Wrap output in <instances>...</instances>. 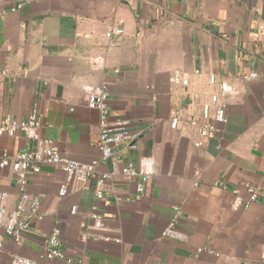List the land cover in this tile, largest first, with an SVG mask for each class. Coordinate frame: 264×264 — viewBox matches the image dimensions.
Listing matches in <instances>:
<instances>
[{"label":"crops","instance_id":"obj_1","mask_svg":"<svg viewBox=\"0 0 264 264\" xmlns=\"http://www.w3.org/2000/svg\"><path fill=\"white\" fill-rule=\"evenodd\" d=\"M110 28L123 31L113 47ZM89 57H102L104 68L93 70ZM175 72L189 75L187 87L170 83ZM250 72L258 77L240 79ZM211 76L234 87L226 124L212 140L171 129L173 113H200L215 90ZM100 85L108 87L110 119L128 121L142 136L134 150L104 163L91 144L98 114L81 90ZM34 101L42 137L70 159L99 161L98 171L110 172L150 155L153 176L141 195L117 177L102 200L94 180L58 198L63 174L43 167L29 193L44 195V218L20 245H3L0 264L15 255L37 259L55 225L71 263L50 264H264V0H0V120L23 121ZM28 148L21 135L0 138V152ZM250 186L256 199L232 209V191L247 199ZM0 191L11 211L18 192L10 168L0 169ZM91 207L104 228L89 232L117 242L80 240V225H92ZM174 219L181 241L163 236Z\"/></svg>","mask_w":264,"mask_h":264},{"label":"built area","instance_id":"obj_2","mask_svg":"<svg viewBox=\"0 0 264 264\" xmlns=\"http://www.w3.org/2000/svg\"><path fill=\"white\" fill-rule=\"evenodd\" d=\"M12 8L11 11H15ZM123 35L122 29L110 28L105 33V38L110 42V47L115 46L112 42L114 38H120ZM88 62L93 70L99 71L104 68V59L102 57H89ZM118 71L115 70V73ZM194 73H198L194 71ZM258 77V73L250 72L243 75L240 79L247 82ZM170 83L187 87L189 85V75L187 73L175 72L170 78ZM209 83L215 86V90L210 93L209 101L201 106L198 115L192 112L173 113L169 120V126L173 130L195 129L199 137L212 140L217 133V125L226 124L225 117L226 100L234 93L233 85L227 80L215 84L211 76ZM82 92L87 96V105L98 114V132L91 139V144L100 154V162L104 163L115 158L124 150H134L139 133L131 129V124L126 120L110 119L108 106V87L100 85L98 87L83 86ZM42 124L40 121V112L38 102L34 101L23 121H17L10 116L0 120V138H12L21 135L28 142L29 148L22 152L9 153L6 150L0 152V169L10 168L18 192V200L14 208L9 211L6 206L8 198L7 193L0 191V249L6 242L14 245H20L25 233L31 227L32 223L41 221L44 215L39 211L40 202L43 194L35 197L29 193V180L38 175L43 167H52L62 172L63 180L58 187L56 195L58 198H64L69 194L80 191L91 181H95L94 196L97 200L104 198V189L108 183L115 178H120L124 184L134 183V191L141 195L146 185L153 176L154 159L150 155L139 157L136 161L128 162L118 171L99 172V161L90 163H79L70 159L65 153L61 152L55 143L41 135ZM199 147L200 143H195ZM196 178L198 174H195ZM197 179L194 186H197ZM249 195L243 199L239 191L234 189V196L231 204L232 209H240L248 206L257 197V191L254 187H247ZM117 200H120L117 198ZM176 217L179 215V209L175 208ZM78 213L76 206H71L69 215L75 216ZM87 218L92 221V225H80L82 242L88 240L115 241L106 236L93 235L89 231L102 230L103 222L97 215L96 207H91L87 213ZM163 236L183 240L184 236L176 229L175 219L170 222L163 230ZM61 234L55 225L47 236L44 243V250L37 259H31L24 256L15 255L8 264H50L53 261H66L71 263L66 254L61 249ZM214 254L208 249L200 250ZM217 255V254H216ZM261 261L264 262V252L261 255Z\"/></svg>","mask_w":264,"mask_h":264},{"label":"water","instance_id":"obj_3","mask_svg":"<svg viewBox=\"0 0 264 264\" xmlns=\"http://www.w3.org/2000/svg\"><path fill=\"white\" fill-rule=\"evenodd\" d=\"M140 137H142V136H140ZM140 137L137 139V141L140 139ZM137 141H135V142H137Z\"/></svg>","mask_w":264,"mask_h":264}]
</instances>
